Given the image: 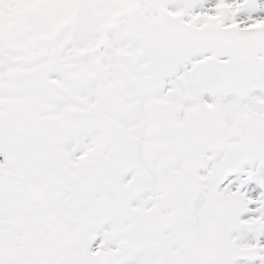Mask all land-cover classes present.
Returning a JSON list of instances; mask_svg holds the SVG:
<instances>
[{"label":"snow or ice","instance_id":"snow-or-ice-1","mask_svg":"<svg viewBox=\"0 0 264 264\" xmlns=\"http://www.w3.org/2000/svg\"><path fill=\"white\" fill-rule=\"evenodd\" d=\"M0 264H264V0H0Z\"/></svg>","mask_w":264,"mask_h":264}]
</instances>
